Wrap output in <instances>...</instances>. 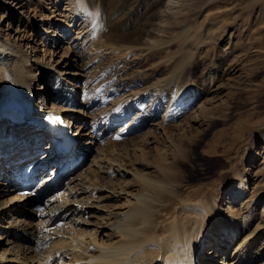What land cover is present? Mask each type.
I'll return each instance as SVG.
<instances>
[{"label":"rangeland","instance_id":"rangeland-1","mask_svg":"<svg viewBox=\"0 0 264 264\" xmlns=\"http://www.w3.org/2000/svg\"><path fill=\"white\" fill-rule=\"evenodd\" d=\"M83 1L85 11L76 0H0V36L5 43L13 42L25 55L37 57L41 65L45 66L37 67V63L32 65L33 59L21 61L33 68L31 75L37 77L35 90L48 95L54 93L53 89L58 90L63 86H67L68 91L74 89L83 106L81 110L85 111L86 117L83 118L88 121L87 125H83V133H86L84 138L90 136L93 126L92 117L89 116L111 107L112 102L118 104L115 99L120 96L111 99L113 97L110 93L118 89L120 84L131 86L126 90L128 93L139 92L157 84L165 85L172 80V74L178 77L179 72L183 71L186 78L182 81L180 78L178 82L181 87L186 82L191 86L188 92L192 90L186 96L193 94L194 101H190L192 104L186 107L179 106L177 110L172 107V113L166 112L165 105L168 104L170 95L166 104H163L160 115L155 118V126H145L139 133L136 132L125 141L117 142L118 144L113 143L111 134L88 143V148L79 157H83V166L67 179L60 195L64 196V192L69 195L66 185L75 181V178L79 179L72 186L87 180L89 184L95 185L101 178H105L109 183H117V180L130 181L133 184L132 189H128L130 193L141 192L143 188H140L133 176L120 177L116 172L107 175L101 172L102 167L109 166L110 163L119 164L139 175L145 174L153 180L163 181L165 189L169 187L168 184L177 186H174L175 195H169L165 191L168 194L162 203L165 210L158 219L163 223L160 224L162 232L163 225L169 224L174 216H178L184 205L198 202L205 204V200L217 195L224 204L221 205L226 208L229 194L238 183L235 174L247 171L251 178L247 184L249 195L244 193L236 201V205L233 204V209H239L243 201H246L251 205L253 202L258 203L255 207L258 206L257 210L262 212L264 0ZM91 13L96 16L94 22ZM103 14L107 20L105 26L100 23L102 19L99 18ZM182 60L184 64L181 67L184 66L180 67V71L178 64ZM57 78L60 79L59 87H56ZM176 83L169 84V93ZM9 98L10 96L5 99L6 102L10 101ZM35 99L36 102L39 101L38 96ZM101 99L104 104H100ZM180 100L181 98H175L173 102L182 105ZM16 104L14 102L9 109ZM146 104H151V100L146 101ZM19 105L24 107L23 104ZM180 108H185L181 115L175 113ZM136 113V110H132L123 122L128 124L133 121ZM121 125H116L112 131L117 132V127L121 128ZM103 127L104 124H100L97 133L102 134ZM147 131H152L153 134L150 138L145 137L146 140L142 137L147 136ZM103 132L105 136L107 133ZM10 141L9 138L4 140L5 143ZM4 142L1 141V144ZM38 153L36 158L44 155L45 151L40 150ZM161 168L170 170L168 173L171 177L168 181L163 178ZM256 173L259 175L255 177ZM4 177L0 180V192L2 186L6 185ZM17 192L6 193L0 203H8ZM98 195L95 194L92 199L96 200ZM89 198L84 202L88 206L94 205L91 197ZM33 199L25 201L31 205ZM57 203L59 202L54 204ZM113 204L116 206L114 208H118L125 201L111 205ZM39 212L32 209L26 211L24 216H10L24 224L37 226ZM100 214L105 215L106 209H102ZM89 217L84 216L85 220L94 225L97 222L103 223ZM5 219L11 221L9 224L13 223L8 216ZM245 221L246 218L241 223ZM5 225L6 222H0V226ZM90 228L95 230L94 226ZM6 230L10 229L3 231ZM250 232L245 234L241 231L243 235L239 234L234 242L228 244L224 259L220 256L216 257V261L227 264L237 261L238 264L243 259L237 257L241 250L238 245L248 242L246 236ZM258 234L254 237L253 245L248 246L252 249L251 258L242 264H264V231ZM103 235L98 239L108 241ZM5 236L1 237L0 233L1 251L6 248L3 243H8ZM212 242L203 248V259L213 257ZM68 243L71 244V241ZM69 244H65L66 247ZM66 252L67 249L64 254ZM71 258L72 255L69 259ZM68 261L54 264H67Z\"/></svg>","mask_w":264,"mask_h":264},{"label":"bare ground","instance_id":"bare-ground-1","mask_svg":"<svg viewBox=\"0 0 264 264\" xmlns=\"http://www.w3.org/2000/svg\"><path fill=\"white\" fill-rule=\"evenodd\" d=\"M76 2L85 11L84 1L76 0ZM91 16L94 22L96 16L93 13H91ZM99 18L102 19L100 23L105 26L107 24L105 15H101ZM54 42H56V38ZM22 51L13 42L5 43L4 38L0 36V99H2V102H0V119H2L0 120V175L3 172L2 177L8 172V165L10 164L6 160H16L18 156L19 159L28 158L27 164H42L51 148L49 142L43 139V136H45L44 131L38 130V127L32 123L29 124L27 117L30 113L40 120L46 119L51 114H56L62 115L67 121H70L72 124L71 129H77L75 133L77 146L70 156L73 157L70 162H74L86 151L88 143H92L93 140L98 139L102 135L97 133L100 124H104L103 130L108 135L116 125H121V122L129 116L132 110H136L137 113L134 115L133 121L125 125L119 132L130 131L139 133L145 126H155V118L160 115V110L163 109V104H166L168 96L171 95V98L168 100V104L165 105L166 112L173 111V109L171 110L172 107L175 110L179 106L183 108L185 105L186 107L192 104L190 101H194V99L192 100L194 98V95L191 94L192 92L190 93L191 95L186 96L192 90L188 92V88L190 89L191 86L187 82L186 84L183 82L184 86L181 87L182 85L178 82L180 78L181 81L186 78L183 71L179 72L178 77L176 74H172V80L166 82L165 85H161V81V84L159 83L161 86L157 84V86L154 85L150 89L139 90V92L128 93L126 90L131 86L125 87L123 86L124 84H120L118 89H114L110 93V96L113 97L111 99H114V96H120L115 99L118 100V104L112 102L113 105L111 107L105 110L102 109L93 116L87 115L92 117L93 126L90 129V134L88 133L90 136L84 138L86 133H83V125L88 123L83 118L86 117L85 111L80 108L62 106L68 97L72 98L70 101H75L76 103L78 99H76L77 95L74 93V89L68 91L67 86H63L58 90L53 89L54 93L48 95L45 92L35 90L34 84L37 82V77L31 75L33 74V68L21 61L22 59L29 61L33 59L31 61L32 65L37 63V67L41 66L44 68L45 66L41 65L37 57L34 58L30 54L25 55ZM182 62L184 60L178 64L179 70L184 66L181 67L184 64ZM57 80L56 83L60 81L59 78ZM171 82L176 83V85L171 89L172 92L169 93V84ZM171 85L173 86V84ZM56 87H59V83ZM9 96L11 102L7 101L9 102V105H7L5 99ZM37 96L38 102L35 101ZM175 98H181L179 102H183L181 103L182 105L173 102ZM149 99L151 104L145 105L146 101H150ZM14 102H17V104L14 105V108L9 109ZM99 102L102 104L104 100L101 99ZM18 103L23 104L24 107H21ZM80 106L81 108L83 107L82 105ZM182 108L175 113L181 115L185 109L182 110ZM136 124L139 125V128L135 127ZM115 134L116 132L113 133L112 137ZM152 134V131H147V136L144 135L142 138L148 136L150 138ZM8 138L11 141L5 143L4 140ZM1 141L4 144H1ZM113 143L117 142L113 141ZM40 150H44L45 153L41 157L36 158L35 156L39 154ZM47 164L56 167L59 163L50 159L43 165ZM102 168L101 172L106 175L116 172L120 177L133 176L143 190L137 193H130L128 189H132L131 185H133L130 181L121 182L117 180V183L113 181L109 183L105 181V178H101L95 185L89 184L87 180L86 182L82 181L77 186H72L79 179L75 178V181L72 180L66 185L67 188L65 189L68 190L69 195L64 191V196L59 194V191L63 190V185L57 191H54L53 188L48 189L50 197L44 203V210L39 212L40 216H38L39 222L37 226L35 224H24V222L10 216L11 214L24 216L28 210L32 211L33 209L36 211V206L38 205L35 198L33 199V204L31 203L30 205V203L25 201L28 197L25 198L17 192L8 203H0V222L4 221L7 223L5 226H0V233L1 237L5 234V238H8L6 239L8 243H3L6 248L4 247L5 249L0 250V264H54L58 261L64 263L66 260H69L67 264H227L226 262L216 261V257L219 258L221 256L220 258L224 259L225 253H227L229 248L228 244L231 241L234 242L235 238L241 234V231L247 234L254 228L246 236L248 242L245 245L241 243L238 245L239 248L237 247L241 249L237 253V257H243L242 260L238 261V264L248 262L251 258L252 249L248 248V246L253 245L254 237L264 231V206L262 212L259 213V210H257L258 206L255 207L258 203L253 202L251 205L243 201L239 209H233V204L236 205V201L244 193L249 195L247 184L250 183L251 178L247 171L235 174L236 178H234L238 183L231 195L229 194L226 208L223 207L224 204L220 200L221 197L217 195L215 198L212 197L205 200V204L198 202L184 205L182 210H180L181 213L178 216H174L169 224L163 225V231L160 232V224L163 223L158 219L159 217L161 218V214L165 210L162 208V203L168 196L165 191L170 193L169 195H175V187L177 186L174 185V187L168 184L167 190L163 186V181L153 180L142 173V175H139L137 172L127 170L126 167L124 168L116 163H110L109 166ZM161 171L164 173L163 178H165V181H168L171 177L168 173L170 170L164 168ZM257 173L255 177L259 175ZM2 177L1 179L3 180ZM50 179L48 178L46 182ZM5 184L0 192V200L3 199L6 193L9 194V192L15 191L7 183ZM89 194L92 195L88 196ZM95 194L99 195L96 200H93L92 196H95ZM89 197L95 203L94 205L88 206L84 202L85 199H90ZM23 201L27 202V204ZM121 201H125V204L120 205L118 208H114L116 207L114 206L115 204L111 205ZM56 202L59 203L54 204ZM50 204H53L52 207L47 208ZM70 204L72 206L69 207ZM102 209H106L105 215L100 214ZM85 215H89L90 219L103 221V223L99 224L96 221L97 223L94 222L96 223L94 225L93 222L85 220ZM6 216L13 220L12 224H9L11 221L9 222L5 219ZM244 218H246V221L242 224L241 221ZM58 223H62V225L56 227ZM256 223L258 224L254 227ZM92 226L95 227V230H91L90 227ZM6 228L10 230L3 231ZM107 228L108 231L106 230ZM102 235L104 238H108V241L103 242L98 239ZM21 236L28 240L29 243L23 240ZM69 241H71V244L68 243ZM211 241H213L211 246V251L214 250L212 252L213 257L203 259V248L209 245ZM22 244H24V247ZM65 244H69V247H66ZM66 249L67 252L64 254ZM71 255L72 258L69 259ZM231 262V264H237V261Z\"/></svg>","mask_w":264,"mask_h":264}]
</instances>
